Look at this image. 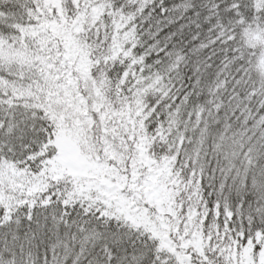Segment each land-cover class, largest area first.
Wrapping results in <instances>:
<instances>
[{
    "label": "snow or ice",
    "instance_id": "6c2138e0",
    "mask_svg": "<svg viewBox=\"0 0 264 264\" xmlns=\"http://www.w3.org/2000/svg\"><path fill=\"white\" fill-rule=\"evenodd\" d=\"M0 264H264V0H0Z\"/></svg>",
    "mask_w": 264,
    "mask_h": 264
}]
</instances>
